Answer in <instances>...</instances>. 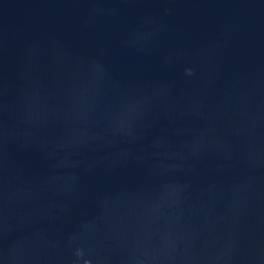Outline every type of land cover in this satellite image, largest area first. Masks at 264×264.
Instances as JSON below:
<instances>
[{
    "label": "water",
    "instance_id": "95a60500",
    "mask_svg": "<svg viewBox=\"0 0 264 264\" xmlns=\"http://www.w3.org/2000/svg\"><path fill=\"white\" fill-rule=\"evenodd\" d=\"M0 264H264V0H0Z\"/></svg>",
    "mask_w": 264,
    "mask_h": 264
}]
</instances>
